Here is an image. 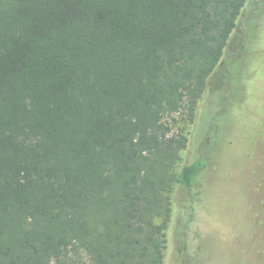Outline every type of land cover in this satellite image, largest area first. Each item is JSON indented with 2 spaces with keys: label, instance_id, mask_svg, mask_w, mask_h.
Returning a JSON list of instances; mask_svg holds the SVG:
<instances>
[{
  "label": "trees",
  "instance_id": "16d2710c",
  "mask_svg": "<svg viewBox=\"0 0 264 264\" xmlns=\"http://www.w3.org/2000/svg\"><path fill=\"white\" fill-rule=\"evenodd\" d=\"M260 1L0 0V264H166L206 160L164 118Z\"/></svg>",
  "mask_w": 264,
  "mask_h": 264
},
{
  "label": "rangeland",
  "instance_id": "374dc122",
  "mask_svg": "<svg viewBox=\"0 0 264 264\" xmlns=\"http://www.w3.org/2000/svg\"><path fill=\"white\" fill-rule=\"evenodd\" d=\"M164 121L188 139L176 171L206 160L193 219L183 233L175 219L166 264H264V0L244 10L194 110L185 102ZM177 196L186 214L188 192Z\"/></svg>",
  "mask_w": 264,
  "mask_h": 264
}]
</instances>
